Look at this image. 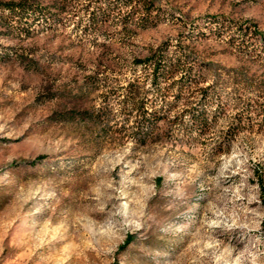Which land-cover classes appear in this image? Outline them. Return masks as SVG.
<instances>
[{
	"label": "rangeland",
	"instance_id": "1",
	"mask_svg": "<svg viewBox=\"0 0 264 264\" xmlns=\"http://www.w3.org/2000/svg\"><path fill=\"white\" fill-rule=\"evenodd\" d=\"M25 1L0 24V264H264V0ZM164 44L185 68L152 85Z\"/></svg>",
	"mask_w": 264,
	"mask_h": 264
},
{
	"label": "trees",
	"instance_id": "2",
	"mask_svg": "<svg viewBox=\"0 0 264 264\" xmlns=\"http://www.w3.org/2000/svg\"><path fill=\"white\" fill-rule=\"evenodd\" d=\"M139 0H127L128 4L132 5L134 2ZM146 2V1H145ZM152 3H149L151 6ZM35 6L29 1L20 0V1H1L0 2V24L2 25H11L14 23H22L23 21L28 22L30 17L35 16L36 14ZM34 20V19H33ZM245 33L248 32V28L244 30ZM137 64L144 65L151 69V84L157 85L161 78L164 79H173L176 74L180 71H183L185 66L181 65V59L174 60L169 58L168 46L166 44L157 48L152 54L142 60H138ZM199 84L198 81H191L190 87H197ZM136 92V91H134ZM139 108H142L139 107ZM194 123L196 126L204 129L207 124V114L203 111L198 116L193 115ZM146 122V115L141 113V122ZM148 125H150L148 123ZM150 131V134L153 136L155 128L150 125L147 128ZM42 157H38L37 160L32 161L31 164L37 163ZM132 235H128L124 245H122L119 250L125 249V247L131 242Z\"/></svg>",
	"mask_w": 264,
	"mask_h": 264
}]
</instances>
